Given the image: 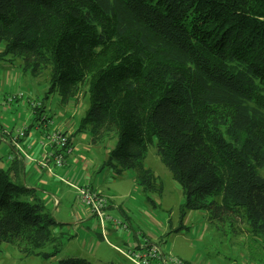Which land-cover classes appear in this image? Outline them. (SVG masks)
<instances>
[{
    "label": "trees",
    "instance_id": "obj_1",
    "mask_svg": "<svg viewBox=\"0 0 264 264\" xmlns=\"http://www.w3.org/2000/svg\"><path fill=\"white\" fill-rule=\"evenodd\" d=\"M0 46L24 73L49 69L61 104L84 96V116L63 131L68 150L86 131L95 145L115 139L100 170L135 171L154 205L162 186L143 166L154 145L182 217L240 221L264 244V0H0ZM21 172L16 161L0 168V250L52 259L62 235Z\"/></svg>",
    "mask_w": 264,
    "mask_h": 264
},
{
    "label": "rangeland",
    "instance_id": "obj_2",
    "mask_svg": "<svg viewBox=\"0 0 264 264\" xmlns=\"http://www.w3.org/2000/svg\"><path fill=\"white\" fill-rule=\"evenodd\" d=\"M9 59L0 60V168L3 170L11 165L12 156H15L9 146L11 140L13 143L17 133L28 128L27 124L35 126V105L44 103L50 118L57 124L58 121H71L76 125L87 110L84 96L63 105L57 91L48 93L49 69L44 70L40 76H33L28 72L24 73L20 60ZM56 128L52 123L47 133ZM46 130L40 127L38 132L31 131L37 137H43L44 142ZM25 137L24 133V137L20 139ZM114 144L115 139H104L95 145L91 142L89 132L78 133L73 138L72 154L65 163L70 165L73 177L69 180L58 176L67 185L63 183L58 187H51L49 182L50 185L45 188L46 193H52L50 190L53 189L52 195L60 203L55 204L52 197L44 198L47 210L56 221L53 231L62 235L61 247L56 257H26L20 248L4 244L0 250V264H58L66 258H84L92 264H136L126 255L137 249V238L122 234L127 229L120 227L119 238L108 231L103 236L101 227L96 225L93 218L88 217L86 209L76 200L77 192L74 187L80 186V182L84 183V179L95 184L108 200L116 204L118 210H108L111 218L121 220L122 224L128 222L131 232L151 235L155 245L166 255L190 264H264V244L256 240L240 221L230 228L226 224L222 226L210 222L204 211H190L184 217L181 216V206L184 203L182 190L160 162L154 145L149 146L143 163L145 169L153 172L156 183L162 186L160 194L149 195L154 205L136 185L135 171L127 170L122 175L115 176L110 169L100 170ZM13 146L18 147V142L13 143ZM42 158L43 156L35 161L38 167L49 173L54 170L58 175L57 172L62 169L54 168L53 165H39ZM84 165L88 170L84 169ZM78 170L77 173L73 172ZM259 173L264 176V169L259 170ZM72 211L77 217L84 219L82 224L78 223ZM109 224H106L105 229L110 227ZM180 226L183 228L178 232L172 231Z\"/></svg>",
    "mask_w": 264,
    "mask_h": 264
},
{
    "label": "crops",
    "instance_id": "obj_3",
    "mask_svg": "<svg viewBox=\"0 0 264 264\" xmlns=\"http://www.w3.org/2000/svg\"><path fill=\"white\" fill-rule=\"evenodd\" d=\"M40 105V110L41 113L39 114L38 111L35 112L36 114V121H34V124L28 125L27 127L28 132L26 134V137L24 139H20L18 141V147H14L12 140L9 143L10 148L12 149V151L15 153V156H12L13 160L12 161H16L22 168V172H21V176H20V181L22 182V184H24L25 186H27L28 188H32L35 189L37 191L38 196L45 202L44 198L45 197H52V200L55 201V204H60L58 203L57 200H55L54 196L52 194H54L53 189L50 190V192L52 193H46V189L48 188L47 186L50 185L49 182L52 184L51 187L55 186L58 187L60 186V184H63L64 182H62L63 180L57 178L58 176L64 179H69L72 176V169L70 167L69 164H65L64 167H62L61 171H59V173L57 172L58 175H56V172L54 170H52L51 173L47 172L45 169H41L40 167H38V165L36 164V160L40 159L47 151L50 150V146L47 145V143H45L46 141L43 142V137L39 138L37 137V135L33 134L32 132L34 130H36L37 132L40 130V127L46 128V132L44 134V137L48 131V127L53 123V125L55 127H57V129L66 132L67 134L68 131L72 130L74 131L76 128V125H74L71 121H62L61 123L58 121V124L56 122H53V120L50 118L49 114L47 111H49L48 109L44 108V103L43 104H39ZM65 110L66 107H65ZM70 115V114H68ZM71 117V116H70ZM33 125V127H32ZM32 127V128H31ZM31 128V129H30ZM30 130V131H29ZM33 130V131H31ZM71 153L66 155L65 158V163L67 162V159H69V157L71 156ZM11 161V160H10ZM73 161V160H72ZM68 167V168H67ZM84 169L88 170V167L86 165H84ZM77 170V168L75 169ZM74 173L79 172L78 171H73ZM85 175H87V173H85ZM85 181H83L84 183L80 182V185H88L92 190L97 191L99 194L104 195V193L95 186V184L90 183L88 180L84 179ZM82 181V180H80ZM87 181V182H86ZM65 185H67L66 183H64ZM69 187V186H68ZM76 197V194H75ZM51 199V198H50ZM54 204V205H55ZM109 209H117L118 207L116 206V204H114V202H111L110 200H108V206L106 209V213L108 214V210ZM87 211V210H86ZM72 213L75 215L76 219H78V223L82 224L84 221V219L80 218V216H76V213L72 211ZM88 217L93 218L96 221V225H98V222L96 220V218L90 214L88 211ZM122 215H124V213H121ZM115 219V218H113ZM119 220V219H116ZM128 220V219H127ZM121 221V220H119ZM123 222V221H122ZM109 224V223H108ZM127 226V230L123 231L125 235H130V236H134L135 238H137V245L140 246V244L145 243L146 241H148V243L150 244H155L153 237L151 235H145L143 233H136V232H131L130 231V224L128 222L124 223ZM99 226V225H98ZM108 226H110L108 229H105V236L107 234V231L109 232V234H113L115 235L117 238H119L118 235V230L119 228H117L115 225L113 224H109ZM106 228V227H105ZM124 237V235H122ZM141 236V238H139ZM115 238V237H114ZM128 238V237H126ZM125 238V239H126ZM130 240V238H128V241ZM135 247V248H138Z\"/></svg>",
    "mask_w": 264,
    "mask_h": 264
},
{
    "label": "built area",
    "instance_id": "obj_4",
    "mask_svg": "<svg viewBox=\"0 0 264 264\" xmlns=\"http://www.w3.org/2000/svg\"><path fill=\"white\" fill-rule=\"evenodd\" d=\"M36 106H39V104L34 107ZM23 137L24 129L19 131L17 136L13 138V143L18 142V140ZM45 141L48 146H50V150L43 155L39 165L43 167L53 165L54 168L64 167L65 157L67 154L71 153V149L68 150L67 148L68 141L66 135L61 130H52L45 135ZM9 159L11 160V157H9ZM74 189L77 192L76 200L96 218L98 225L102 229L103 236L105 234V226L108 223L115 225L117 228L127 229L126 225L111 218L106 213L108 199L105 196L92 190L88 185L76 186ZM126 257L136 264H190L178 258H174L171 255H166L159 247L147 242L140 244L137 249L130 251Z\"/></svg>",
    "mask_w": 264,
    "mask_h": 264
}]
</instances>
